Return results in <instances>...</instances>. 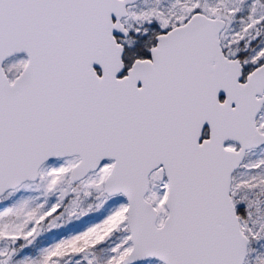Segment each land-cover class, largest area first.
<instances>
[{"label": "snow or ice", "instance_id": "snow-or-ice-1", "mask_svg": "<svg viewBox=\"0 0 264 264\" xmlns=\"http://www.w3.org/2000/svg\"><path fill=\"white\" fill-rule=\"evenodd\" d=\"M0 264H264V0H0Z\"/></svg>", "mask_w": 264, "mask_h": 264}]
</instances>
